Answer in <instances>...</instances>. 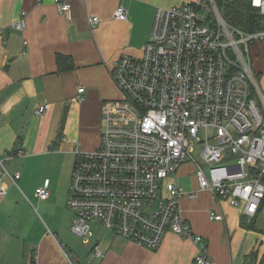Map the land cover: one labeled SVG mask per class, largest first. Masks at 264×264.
<instances>
[{
	"label": "built area",
	"instance_id": "1",
	"mask_svg": "<svg viewBox=\"0 0 264 264\" xmlns=\"http://www.w3.org/2000/svg\"><path fill=\"white\" fill-rule=\"evenodd\" d=\"M249 1L262 18V27L252 32L231 24L217 0L157 7L143 55L125 54L115 63L120 97L103 105L100 144L76 153L68 197L76 236L87 238L91 224L100 222L156 248L173 231L198 244L194 264H215L205 238L183 218L181 198L207 189L240 207L247 219L264 212V86L252 54L253 45L264 42V0ZM55 4L60 13L71 11L67 0ZM25 14L13 28H25ZM115 17L128 18L124 4ZM89 21L95 25L99 18ZM84 91L78 88L79 101ZM196 151L205 164L196 170L198 189L186 192L177 183L166 188L164 181ZM23 154L15 149L8 156ZM3 168L13 183L21 178ZM35 192L43 200L51 196L46 185ZM6 193L0 176V194ZM210 217L224 220L221 211H210ZM93 252L102 255L98 246Z\"/></svg>",
	"mask_w": 264,
	"mask_h": 264
},
{
	"label": "crops",
	"instance_id": "2",
	"mask_svg": "<svg viewBox=\"0 0 264 264\" xmlns=\"http://www.w3.org/2000/svg\"><path fill=\"white\" fill-rule=\"evenodd\" d=\"M190 1L202 0H67L72 7L64 14L55 0H0V160L4 161L0 176L7 188L5 195L0 194V264H74L49 227L41 223L39 231H34L30 197L25 196L30 204H25L27 210L16 209L18 202L9 197V191L37 169L33 196L41 203L51 202L52 192L46 200L36 195L41 185L50 189L47 178L40 183V171L50 169L62 156L69 172L70 167L73 171L78 151L99 146L103 105L120 97L112 77L115 63L125 54L143 55L157 7ZM120 4L127 8L126 20L115 17ZM24 12L25 28H13ZM95 16L99 22L94 25L89 18ZM252 54L264 86V42L253 45ZM81 86L85 91L79 101ZM46 104L44 113H36ZM15 149H22L23 156L10 158ZM14 159H20V165H13ZM3 166L10 173H21L17 183L3 175ZM196 170L186 161L164 181L165 187L177 183L186 192L197 190ZM24 182L28 183L27 177ZM68 197L69 189L67 206ZM180 208L193 231L205 238L210 261L264 264V229L256 228L261 213L247 219L240 207L219 200L207 189L196 198L183 196ZM212 210L221 211L224 220L212 219ZM67 212L72 228L75 215ZM99 224H91L90 236ZM112 234L104 248L98 240L94 244L101 256L92 247L98 259L93 264H194L198 254V244L173 231L156 248Z\"/></svg>",
	"mask_w": 264,
	"mask_h": 264
},
{
	"label": "rangeland",
	"instance_id": "3",
	"mask_svg": "<svg viewBox=\"0 0 264 264\" xmlns=\"http://www.w3.org/2000/svg\"><path fill=\"white\" fill-rule=\"evenodd\" d=\"M199 137L204 139L206 134L203 129L199 132ZM80 150V149H79ZM86 151V150H80ZM194 160L189 159V163L194 168H198L199 166H204V161L202 159L201 153L199 151L194 152ZM64 156L58 158L57 162L54 163L50 169H44L43 172L39 174V178L42 177V181L47 178L50 186V190L53 193L51 202H39L33 196L35 187H32L38 179L37 169L33 171L31 175L27 173L23 182H19V187L15 186L12 190L9 191V197L12 200L18 202L19 205L16 209H24L27 210L25 204L29 202L25 200V196L30 197L33 205L31 206L32 215L35 220H32V225L35 228V232L39 231V227L41 228L43 223L45 227H48L56 233L58 236L62 247L68 253L69 257L74 261V264H93L98 261L92 255V247L98 240L100 242V247H102L107 241L112 237V232L105 228L102 225H98L93 228L94 236H88L87 238H81L76 236L71 231V224L69 221V214L67 209L70 211V215H72V211L67 206V196L68 189L71 180V172L72 169L70 167L69 172V164L63 159ZM13 165H20V159H14ZM17 167V166H16ZM15 168V167H14ZM14 168L10 167L11 170ZM32 172V171H31ZM26 177L28 179V183H25ZM39 183V184H40ZM32 187V189H31ZM26 201V202H25ZM260 219L256 223L257 229H264V212L261 213ZM38 219V222L36 221Z\"/></svg>",
	"mask_w": 264,
	"mask_h": 264
},
{
	"label": "trees",
	"instance_id": "4",
	"mask_svg": "<svg viewBox=\"0 0 264 264\" xmlns=\"http://www.w3.org/2000/svg\"><path fill=\"white\" fill-rule=\"evenodd\" d=\"M227 20L246 31L262 27V18L255 12L249 0H217Z\"/></svg>",
	"mask_w": 264,
	"mask_h": 264
}]
</instances>
